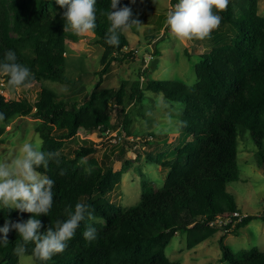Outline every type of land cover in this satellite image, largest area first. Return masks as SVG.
Returning a JSON list of instances; mask_svg holds the SVG:
<instances>
[{"label": "trees", "instance_id": "1", "mask_svg": "<svg viewBox=\"0 0 264 264\" xmlns=\"http://www.w3.org/2000/svg\"><path fill=\"white\" fill-rule=\"evenodd\" d=\"M110 4L111 0H97L96 27L90 33L105 49L101 78L113 62H123L135 53L128 51L130 43L125 32L120 33L119 46L105 43L110 22L101 13L110 11ZM130 4V0H120L119 6ZM64 11L56 0H0V61L6 51L12 50L17 62L33 73L31 84L51 80L72 85L73 81L65 76L66 44L79 42L81 36L64 31ZM218 14L221 24L234 28L235 35L228 37L219 29L212 32L222 37L223 43L200 54L195 66L197 83L192 87L181 80L148 78L145 87L139 80L134 81L128 94L129 83L123 81L117 91L94 92L82 104L61 98L44 86L33 103L0 94V112L6 117L3 122L8 124L15 117L39 120L36 132L43 141L42 150L60 153L59 165L53 161L47 170L37 169L55 181L52 209L49 215L37 217L44 226L41 233L57 219L66 220L65 208L74 211L78 202L88 204L97 221H103L82 222L67 249L46 262L33 257L34 244L29 243L25 254L35 264H179L165 252L173 236L191 232V243L204 241L217 231L210 226L212 222L225 221L238 210L228 184L239 180L238 137L244 131L250 132L258 149V165L264 168V17L258 14V0H248L247 12L242 16L234 15L232 0L227 10ZM154 56L159 57V52ZM150 69L149 65L140 78ZM0 77L7 84L8 77ZM144 90L161 92L168 101L184 105L181 129L190 140L175 151L173 159L149 156L151 162L168 169L163 186L157 188L141 173L140 203L123 210L112 201L111 193L121 184L126 168L115 170L105 161L87 174L81 160L96 152L94 146L76 149L74 157L64 155L62 150L80 130L112 132L111 110L117 111L122 135L131 136L126 101L141 105ZM5 131L0 126V137ZM33 215L0 209V227L5 219L27 220ZM251 220L248 216L233 228L232 223L225 226L219 239L221 261L264 264V251L253 248L234 253L224 244L227 235L238 233ZM87 224L98 232V239L91 243L82 235ZM18 242L17 232L10 231L8 244H0V264L19 263L20 256L14 254Z\"/></svg>", "mask_w": 264, "mask_h": 264}, {"label": "rangeland", "instance_id": "2", "mask_svg": "<svg viewBox=\"0 0 264 264\" xmlns=\"http://www.w3.org/2000/svg\"><path fill=\"white\" fill-rule=\"evenodd\" d=\"M179 0H136L130 4L134 18L143 24L125 32L134 55L123 62H113L108 73L99 75L104 68L102 59L105 49L97 44L93 34L81 36L77 43L67 41V58L65 76L73 84L46 80L35 82L31 87L11 89L0 77V90L7 98H24L35 102L41 87H47L57 92L61 98L83 103L94 92L106 90L117 91L123 81H127V92L130 94L131 84L139 80L145 87L147 79L171 81L181 80L188 86L197 83L195 66L200 60V54L209 52L223 43L222 37L211 35L204 40H193L181 43L174 38L165 23L167 14ZM235 16L247 12L248 0H232ZM258 14L264 17V0H258ZM219 33L228 37L235 35L234 28L221 24ZM127 51V52H128ZM159 52V57H155ZM154 59H158L155 69L147 70ZM67 89V91H65ZM125 112L131 119L129 130L131 136L118 137L122 131L121 121L117 111L111 110L113 131L103 136L100 131L78 134L65 142L62 153L74 157V151L83 146H94L96 152L82 160L81 165L96 168L107 161L113 164L115 170L122 167V182L111 193V199L118 207L127 210L137 206L141 200L142 176L153 182L157 188L163 186L168 169L162 168L153 159H173L177 149L187 143L190 138L181 129V113L184 105L180 102L168 101L163 93L144 90L141 105H133L126 101ZM40 121L30 117H15L8 124L0 122L6 128L0 137V162L11 159L18 154L19 147L25 142L40 144L42 139L36 127ZM151 134V135H150ZM257 147L249 131H244L238 137L239 180L228 184V191L234 196L238 210L248 214L252 220L236 234L227 235L224 244L234 253L257 248L264 251V168L258 165ZM81 160V161H82ZM234 227V226H233ZM217 231L204 241L191 243V232L176 234L166 248L167 257L179 264H229L221 261L222 247L219 239L225 233V228L213 227ZM18 264H35L33 258L26 254L20 256Z\"/></svg>", "mask_w": 264, "mask_h": 264}, {"label": "clouds", "instance_id": "3", "mask_svg": "<svg viewBox=\"0 0 264 264\" xmlns=\"http://www.w3.org/2000/svg\"><path fill=\"white\" fill-rule=\"evenodd\" d=\"M97 0H56L65 11L62 18L65 21L64 31H71L78 36L92 33L96 27ZM132 4L136 0H130ZM230 0H179L166 17V25L171 35L181 43L204 40L209 38L221 23L222 17L218 13L227 10ZM120 0H111L106 15L110 26L107 29L105 43L119 46L120 33L128 32L132 28L139 29L143 24L134 18L131 7H120ZM0 76L8 77L7 84L11 89L31 87L33 73L30 69L17 62L16 53L6 51L3 61H0ZM67 91V89H65ZM6 119L0 112V122ZM60 153L45 152L40 144L25 142L19 147L18 154L11 159L0 162V209L16 210L19 213L34 214L27 220L12 221L5 219L0 227V244H8V234L15 230L21 242L14 248V254L22 256L27 251L29 243L34 244L33 257L41 262L52 259L55 254L63 253L68 242L71 241L80 224L84 221H97V217L89 210V205L78 202L74 211L65 208L66 220L57 219L43 233L42 221L37 217L49 215L53 206V188L55 181L45 173L37 171L39 168L48 169L50 162L60 163ZM87 164L86 160L81 161ZM84 171L91 174V167ZM64 174L63 171L60 173ZM86 242L98 239V232L91 224H87L82 233Z\"/></svg>", "mask_w": 264, "mask_h": 264}, {"label": "built area", "instance_id": "4", "mask_svg": "<svg viewBox=\"0 0 264 264\" xmlns=\"http://www.w3.org/2000/svg\"><path fill=\"white\" fill-rule=\"evenodd\" d=\"M0 94L4 95L1 90H0ZM111 131L107 130L106 132L102 133L103 136H108L110 135ZM117 136L119 134L118 137H123L124 135H122L121 131H118ZM249 215L246 213L241 212L240 210H237L235 212L232 213L231 218L227 219V220H222V219H217L215 222H212L210 224L211 227H222L225 228V226H227L228 224H233L232 228L234 226L235 223L237 222H241L243 219L247 218Z\"/></svg>", "mask_w": 264, "mask_h": 264}, {"label": "water", "instance_id": "5", "mask_svg": "<svg viewBox=\"0 0 264 264\" xmlns=\"http://www.w3.org/2000/svg\"><path fill=\"white\" fill-rule=\"evenodd\" d=\"M157 62H158V59H154V60L151 62V65H150L151 69H155V68H156V66H157Z\"/></svg>", "mask_w": 264, "mask_h": 264}]
</instances>
